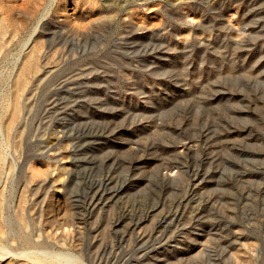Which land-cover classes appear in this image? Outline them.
<instances>
[{
  "label": "rangeland",
  "instance_id": "374dc122",
  "mask_svg": "<svg viewBox=\"0 0 264 264\" xmlns=\"http://www.w3.org/2000/svg\"><path fill=\"white\" fill-rule=\"evenodd\" d=\"M0 11V264H264V0Z\"/></svg>",
  "mask_w": 264,
  "mask_h": 264
},
{
  "label": "bare ground",
  "instance_id": "6f19581e",
  "mask_svg": "<svg viewBox=\"0 0 264 264\" xmlns=\"http://www.w3.org/2000/svg\"><path fill=\"white\" fill-rule=\"evenodd\" d=\"M1 12V11H0ZM5 13V12H4ZM9 19V18H8ZM11 19V18H10ZM10 37V36H9ZM36 67V66H35ZM15 109V111H14V113H15V115L14 116H16V114H18L19 113V110H18V108H14ZM6 124V123H5ZM11 125V124H10ZM44 252V251H43ZM53 255V254H52ZM52 258H54L55 259V261L57 260V261H59L60 260V258H58L57 257V255L55 256V257H52ZM65 262H66V260H65ZM69 262H70V260H69ZM40 263V262H39ZM60 263V262H59ZM67 264H68V262H67ZM76 264H79V263H76Z\"/></svg>",
  "mask_w": 264,
  "mask_h": 264
}]
</instances>
